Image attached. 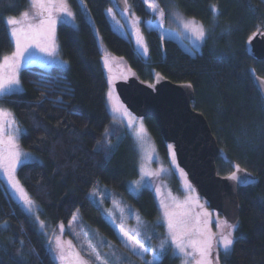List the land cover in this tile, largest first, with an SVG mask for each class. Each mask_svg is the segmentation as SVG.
Wrapping results in <instances>:
<instances>
[{
  "label": "trees",
  "instance_id": "obj_1",
  "mask_svg": "<svg viewBox=\"0 0 264 264\" xmlns=\"http://www.w3.org/2000/svg\"><path fill=\"white\" fill-rule=\"evenodd\" d=\"M128 1L144 21L155 18L141 0ZM68 2L77 26L58 25L60 52L68 67L25 65L20 70L23 92L0 97L1 107L14 112L25 127L21 145L40 156L17 169L21 185L41 205L39 217L56 225L69 222L80 209L84 219L119 240L92 197L105 185L123 194L146 220L153 221L159 211L152 189L144 187L138 195L128 189L139 169L127 129H118L115 148L108 146L114 136L105 133L112 118L97 27L109 50L124 57L143 81L153 83L161 72L175 82H192L193 106L206 116L222 149L218 172L227 175L239 165L255 181L239 188L234 245L227 257L220 252L221 264H264V97L254 79L255 74L264 77V59L255 57L247 43L251 34L264 31V0H157L165 12L179 8L200 20L207 36L193 55L176 40L162 39L155 29L146 28L147 60L113 27L107 12L114 0ZM29 6V0H0V55L13 48L6 17ZM144 122L160 153L167 155L156 119L148 116ZM178 260L166 253L162 264ZM0 264H57L44 234L1 178Z\"/></svg>",
  "mask_w": 264,
  "mask_h": 264
},
{
  "label": "rangeland",
  "instance_id": "obj_2",
  "mask_svg": "<svg viewBox=\"0 0 264 264\" xmlns=\"http://www.w3.org/2000/svg\"><path fill=\"white\" fill-rule=\"evenodd\" d=\"M68 7L70 11L73 13V17H64V20L59 19L58 13H53L54 18H57L56 24V32H55V43L57 45V57L58 60L55 63L47 64L44 61L49 60L51 58L44 57L42 53H40L39 49L34 45L30 48V51L36 53L37 56L42 57V60L35 63H29L27 59L22 63V67L29 64H36L45 68H51L52 66H61L68 67L69 61L62 56L60 52V43L58 39V25L65 20L67 23L72 26H77V20L75 16L74 9L70 5L67 0ZM159 4V3H158ZM160 6V4H159ZM216 7V6H215ZM160 8H162L160 6ZM111 13L107 12L110 21L113 24V27L116 31L126 37L128 40L132 42L134 49L138 52V54L147 60L149 58L150 52L148 47V41L146 37L145 29H155L162 39L164 38H172L176 40L180 46L188 51L189 53L195 55L202 49V46L205 42L207 36L206 26L198 19L194 17L187 16L184 14L179 8L172 10L171 12L165 13L164 20L161 23L158 17L155 15L154 19L143 20V18L135 12L131 5L128 6V12L125 13L123 10L119 9V7L115 4L114 7L110 8ZM163 9V8H162ZM37 9H33L31 5L25 9L22 13L27 12L28 18L25 19L22 16V13L15 16H7L15 17L17 20H20L21 23L17 27H22L27 29L29 23L36 24L38 23L39 17L36 15ZM217 11V7H216ZM153 14V13H152ZM177 14L181 16L185 21L192 20L197 25H203L205 29V39L203 41H197L189 32H187L180 21L176 19ZM46 15V13H45ZM133 17H139V23L136 25L139 28L140 33L143 38V45L137 44V39L135 35V30L131 23ZM9 27V26H8ZM96 35L98 38V43L102 52V63L106 72L108 87L106 92L107 106L112 118V124L106 128L105 133L108 137H113L109 142V145L112 149L116 147L118 143L119 137L117 136L118 129H127L128 133L132 136L136 153H137V163L139 169L138 177L130 180L128 182V189L135 195H138L142 188L148 187L152 189L156 202L158 204V214L153 221L146 220L141 213L132 206V204L128 201L124 200V195L121 193H117L114 189L109 186H103L98 189L94 195L92 193V197L97 205L101 207L102 215L111 223L114 227L118 239L116 240L112 238L110 235L102 231L97 225L91 223L90 221L84 219L83 213L80 209H77L69 222H60L56 225L51 224L44 219H41L38 215L39 209L41 208L40 203L30 197L35 202V206L33 212L35 215L30 213L32 219L35 221L38 229L44 234L49 249L55 258L57 264H62V262L56 258L55 245H56V237H60V240L65 245V256L68 258L66 264H76V257L73 255L74 252H79L80 257L88 260V264H101V262L106 261V264H144V261L140 256L134 254L129 248H127L118 234V226L121 223V214L118 210V207L113 202H118L119 208L124 209V217H125V227L126 229H132L137 227V221L135 216L138 214L141 219L144 221V226L140 228L141 236L139 239L144 241L145 235L151 237L150 244L152 247H157L160 243L161 239H164L169 236L167 222L163 215V207L161 205V201L163 204L167 205L169 210L176 213L177 219H185L187 220L190 227H194L196 225V220L199 218L200 226L203 227L204 222L208 221V227L211 229L213 233L216 234L218 238L221 232V228L217 226V219L222 226L225 228V234L227 232V227L224 225V222L227 221L222 213H219L215 209H212L209 206L208 201L205 197L201 196L194 184L189 179L186 170L180 166L176 157V163H172V153L175 152L174 144L167 143V155H162L158 149L157 143L150 133L148 128L145 125L144 118L135 115L123 102L121 97L119 96L116 89V82L119 80H126L132 75H137L135 70H133L128 61L119 55L114 54L109 50V48L105 45L101 34L99 33L97 27H95ZM144 47L147 48V52L144 51ZM15 51V44L13 41L12 51L8 53H4L0 55V62H2V58L5 55H11V53ZM66 62V63H65ZM20 68V70L22 69ZM20 76V73H19ZM21 81V80H20ZM149 85L153 86V83L146 82ZM22 86V83H21ZM111 93V96L109 95ZM117 105L120 107L119 112L113 111V105ZM0 109L6 110L11 114L10 118H14L15 127L19 128L21 131L16 133L12 132L7 124H4L5 132L0 134V139H6L8 134H13L16 137V147L22 153H30L33 157L32 160H40V156L21 145V135L25 131V127L17 120L14 112H12L8 108L1 107ZM124 109H127L129 115L125 116ZM129 120L132 121L131 126L129 125ZM141 123L145 129V133L143 136V140L139 139L136 135ZM171 146V147H169ZM6 155V153H5ZM176 155V152H175ZM31 160V161H32ZM20 165L17 166V169ZM152 172L157 175H153L152 177H146L144 180H141V177L144 173ZM0 178L3 180L5 186L7 187L10 194L14 199L22 202L18 199L17 194L6 182V176L3 175V168L0 167ZM16 178L17 171H16ZM175 178L177 179V184H173ZM151 181L149 184L148 181ZM141 182V187L139 191L135 190L136 182ZM20 182V181H19ZM21 184V183H20ZM23 186V185H22ZM25 189V187H23ZM159 189V191H157ZM26 190V189H25ZM28 193V192H27ZM106 210H110L112 213V217L114 218L115 223H113L112 219H110L108 212ZM207 211L210 213V216L205 217L204 212ZM186 214V215H185ZM38 217V220L36 219ZM75 217V219H74ZM39 221L44 222V227L41 228ZM228 222V221H227ZM228 224H231L228 222ZM60 225H63L64 228L61 230ZM163 225V226H161ZM235 230V229H234ZM233 230V239L235 238ZM134 234V233H133ZM67 241H71L73 247L69 248L67 246ZM88 241L94 247L89 248ZM147 246V244H146ZM188 251H192V249H188ZM218 246L213 245L212 249V260L216 261L215 257L217 255ZM167 253H170L173 256V248H167ZM95 254H99L101 257V262L96 261ZM199 254L193 253L192 257L188 259L187 264H196V261L199 260ZM144 259L151 260L152 253L149 252L146 254ZM217 262V261H216ZM219 262V261H218ZM178 264H185V258L180 257L178 260Z\"/></svg>",
  "mask_w": 264,
  "mask_h": 264
},
{
  "label": "snow or ice",
  "instance_id": "obj_3",
  "mask_svg": "<svg viewBox=\"0 0 264 264\" xmlns=\"http://www.w3.org/2000/svg\"><path fill=\"white\" fill-rule=\"evenodd\" d=\"M29 3L33 9H37L36 15L42 17L39 19L38 23L31 24L29 23L27 29L22 27H17L21 21L17 20L15 17L7 18V25L9 26V37L15 44V51L11 55H5L0 62V97L12 95L15 93L23 92L20 81V68L22 63L27 59L29 63H35L42 60V57L36 55L35 52L30 51V48L33 45L39 49L40 53L44 57L51 58L44 61L47 64L55 63L58 60L57 57V45L55 43V32L57 18H54L53 13L61 14L59 19L64 20V17H73V13L70 11L67 0H29ZM141 3L147 6V9L155 14L160 22L164 20V10L160 8L157 0H141ZM127 5V0H125ZM212 10L215 12L216 7L213 6ZM111 9H108V12L111 13ZM123 11L128 12V7L126 6ZM46 13V15H45ZM22 16L27 19L28 13H22ZM176 19L180 21L183 28L189 32L197 41H203L205 39L206 33L203 25H197L194 21L188 20L185 21L179 14H177ZM67 23L68 21H64ZM133 28L135 30V35L138 45H143V38L140 33L139 28L136 25L139 23V17H133L131 21ZM253 35H256L255 33ZM251 39V38H250ZM144 51L147 52V48L144 47ZM66 63V62H65ZM47 94L42 92V96ZM111 96V93H109ZM122 107V106H120ZM120 107L113 105V111L119 112ZM125 116L129 115L127 109H124ZM11 114L4 109H0V134L5 132L4 124H7L8 128L12 132H20L19 128L15 127L14 118H10ZM132 121L129 120V125L131 126ZM107 131V130H106ZM145 129L141 123L136 135L139 139L143 140ZM171 147V146H169ZM6 153V155H5ZM33 157L30 153H22L17 150L16 147V137L13 134H8L6 139H0V167L3 168V175L6 176L7 185L14 190L17 194L18 199L22 202L24 209L28 213H32L35 206V202L29 196L27 191L23 188L20 182L16 178V171L18 165H27ZM172 163H176L175 152L172 153ZM242 171L239 168V165H236V171L232 172L229 177L232 180H237V173ZM157 175L152 172L144 173L141 177V180H144L146 177H152ZM241 182L244 184H252L255 181L250 179L247 175L241 178ZM150 184L151 181L149 180ZM141 187V182L137 181L135 190L139 191ZM159 191V189H157ZM94 195V193H93ZM114 204L117 205L118 210L121 214V223L118 226V234L121 236L125 246L129 248L134 254L141 257L144 261V264H162V258L167 253V248H173V258H185V264L189 258L192 257L193 253L199 254V260L196 261V264H213L212 260V249L214 242L218 246L217 255L215 257L217 264L219 261V253L223 252L225 257H227L232 251L234 245L233 239V230L235 229V224H228L227 221L224 222V225L227 227V232L225 234V228L217 219V226L221 228L219 237H216V234L211 231L208 227V221L206 220L203 224V227L200 226V220L197 218L196 225L190 227L187 220L177 219L176 213L169 210L168 206L163 204V215L167 222V228L169 236L161 239L157 247H152L150 244L151 237L145 235L144 241L139 239L141 236L140 228L144 226V221L137 214L135 219L137 221V227L132 229H126L125 227V217L124 209L119 208L118 202L114 201ZM110 219L115 223L114 218L110 210H106ZM186 215V214H185ZM204 216H210V213L207 211L204 212ZM38 220V217H36ZM75 219V217H74ZM7 222L5 221V224ZM41 228L44 227V222L39 221ZM163 226V225H161ZM61 230L64 226L60 225ZM134 233V234H133ZM89 248L94 247L90 241L87 242ZM147 244V246H146ZM67 246L72 248V242L67 241ZM192 249V251H188ZM56 258L59 259L62 264H66L67 257L65 256V245L61 242L60 237H56L55 245ZM149 252L152 253V259H144L146 254ZM73 255L76 257V264H88V260L80 257L79 252H74ZM95 259L98 262H101V257L99 254H95ZM101 264H106V261L101 262Z\"/></svg>",
  "mask_w": 264,
  "mask_h": 264
},
{
  "label": "water",
  "instance_id": "obj_4",
  "mask_svg": "<svg viewBox=\"0 0 264 264\" xmlns=\"http://www.w3.org/2000/svg\"><path fill=\"white\" fill-rule=\"evenodd\" d=\"M119 9L128 7L125 0H114ZM256 35H253V34ZM247 40L252 53L264 59V31H256ZM251 38V39H250ZM256 85L264 97V77L255 74ZM116 89L127 107L137 116L154 117L167 143H173L176 157L201 196L212 209L222 213L228 222L237 225L240 216L239 188L241 178L251 176L240 166L238 179L218 172L216 159L222 154L218 139L206 116L193 106L195 88L192 82H175L161 72L154 76L153 86L132 75L116 82ZM217 264V263H215Z\"/></svg>",
  "mask_w": 264,
  "mask_h": 264
},
{
  "label": "flooded vegetation",
  "instance_id": "obj_5",
  "mask_svg": "<svg viewBox=\"0 0 264 264\" xmlns=\"http://www.w3.org/2000/svg\"><path fill=\"white\" fill-rule=\"evenodd\" d=\"M217 263L216 261H213V264ZM218 264H221V260H220V253H219V262Z\"/></svg>",
  "mask_w": 264,
  "mask_h": 264
},
{
  "label": "crops",
  "instance_id": "obj_6",
  "mask_svg": "<svg viewBox=\"0 0 264 264\" xmlns=\"http://www.w3.org/2000/svg\"><path fill=\"white\" fill-rule=\"evenodd\" d=\"M174 9H176V8H172V9H170L169 11H166V13H168V12H171L172 10H174ZM172 13V12H171ZM155 15V14H154ZM148 20V19H147Z\"/></svg>",
  "mask_w": 264,
  "mask_h": 264
}]
</instances>
